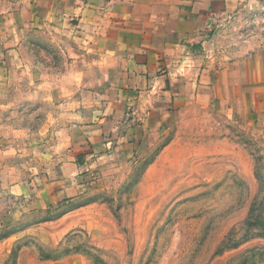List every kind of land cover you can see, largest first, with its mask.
I'll use <instances>...</instances> for the list:
<instances>
[{
  "label": "crops",
  "instance_id": "1",
  "mask_svg": "<svg viewBox=\"0 0 264 264\" xmlns=\"http://www.w3.org/2000/svg\"><path fill=\"white\" fill-rule=\"evenodd\" d=\"M235 12L258 16L247 34L216 24ZM8 92L59 103L54 169L38 188L16 178L11 188L28 210L59 206L66 218L188 109L212 108L264 137V0H0ZM6 159L0 152L1 188L15 174Z\"/></svg>",
  "mask_w": 264,
  "mask_h": 264
},
{
  "label": "rangeland",
  "instance_id": "2",
  "mask_svg": "<svg viewBox=\"0 0 264 264\" xmlns=\"http://www.w3.org/2000/svg\"><path fill=\"white\" fill-rule=\"evenodd\" d=\"M41 94L0 96V152L15 169L0 187V264H264L262 135L188 109L135 167L106 176L62 218L59 206L28 210L11 188L15 178L40 187L57 162L59 103Z\"/></svg>",
  "mask_w": 264,
  "mask_h": 264
},
{
  "label": "built area",
  "instance_id": "3",
  "mask_svg": "<svg viewBox=\"0 0 264 264\" xmlns=\"http://www.w3.org/2000/svg\"><path fill=\"white\" fill-rule=\"evenodd\" d=\"M214 19L218 21L216 24L219 29H234L239 26L238 32L247 34L249 29L256 24L258 16L249 12H235L226 13L218 18L214 16Z\"/></svg>",
  "mask_w": 264,
  "mask_h": 264
},
{
  "label": "trees",
  "instance_id": "4",
  "mask_svg": "<svg viewBox=\"0 0 264 264\" xmlns=\"http://www.w3.org/2000/svg\"><path fill=\"white\" fill-rule=\"evenodd\" d=\"M261 228H262L263 231H264V222L261 223Z\"/></svg>",
  "mask_w": 264,
  "mask_h": 264
}]
</instances>
